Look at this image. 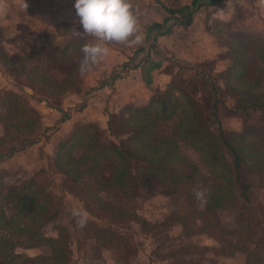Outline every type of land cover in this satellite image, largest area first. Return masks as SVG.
<instances>
[{
    "label": "trees",
    "instance_id": "obj_1",
    "mask_svg": "<svg viewBox=\"0 0 264 264\" xmlns=\"http://www.w3.org/2000/svg\"><path fill=\"white\" fill-rule=\"evenodd\" d=\"M213 1L164 7L160 21L144 26L143 39L151 42L147 49L154 50L157 36L169 33L173 25L187 26L194 12ZM73 25L78 21L60 31L69 34ZM70 34L61 45L27 43L28 51H6L0 46L4 73L18 79L14 90L0 89V162L48 136L44 131L57 130L56 125L69 118L64 111L52 128L42 127L40 115L27 104L31 95L22 90V83H30L33 91L40 92L38 100L53 108L57 106L49 105V99L77 93L81 47L92 41L87 35ZM224 53L228 64L217 75L198 70L197 90H189L190 83H168L143 104L123 107V133L110 125L101 132L92 123H79L54 143L46 168L12 181L5 178L8 170L0 167V264H69L71 245L65 226L54 233L46 229L60 211L69 212L67 200L71 209L82 208L89 214L81 240L92 256L84 262L102 264L109 258L112 264H130L131 250L139 247L126 227L110 220L108 214L120 211L98 193L101 168L107 170L102 188L127 197L143 190L171 194L182 188L184 210L174 222L183 235H193L197 228V235L211 240L208 250L216 257L241 255L245 264H264V206L261 203L259 211L252 196L254 189L264 187V119L260 124L246 120L248 112L264 111V38L235 28L227 36ZM229 115L243 118L238 130L222 128L221 118ZM205 187L211 194L201 208L193 190ZM230 209L234 219L227 226L219 213ZM69 214L72 225L75 221ZM139 231L144 232L142 227ZM180 245L170 249L178 250ZM158 246L159 242L148 252L144 247L147 264L170 260V249L161 255ZM38 247L47 251L22 253Z\"/></svg>",
    "mask_w": 264,
    "mask_h": 264
},
{
    "label": "rangeland",
    "instance_id": "obj_2",
    "mask_svg": "<svg viewBox=\"0 0 264 264\" xmlns=\"http://www.w3.org/2000/svg\"><path fill=\"white\" fill-rule=\"evenodd\" d=\"M242 1L244 3H247L248 0H242ZM222 4H225L223 0H216L205 11V21H203V23H205L204 28L206 30H209L208 33L210 34L211 37V38L209 37L210 39H207L208 37H206V40L205 38L200 40L198 36L201 34L198 33L196 30L192 32L194 40H196V42H198L199 45L204 46V44H207L208 42L211 44L216 42V44L220 47L219 53L217 54V59L206 57L200 60H196L193 63H187L177 60L170 53V56H168L169 58L165 61L162 69L163 73L165 74L164 75L165 81L164 83H162L161 88L155 89L153 93L157 91H161L166 87L168 83H175V82H179L182 85L190 83L188 89L192 91L197 90V86H196L197 80L195 79L197 75H201L198 73L199 69L204 71L210 77H213L215 74L217 75L218 72H220L227 66L228 62L224 58L226 56L224 51H225V43L228 34L231 32V30H235V28H238L240 30H250V29L245 25H243L244 24L243 20L246 17L248 11L247 7L243 8L241 11L239 7V10H237V12L235 11L234 12L235 14L230 16L228 20L220 21L218 15L220 13V10L222 9L221 6ZM172 6L174 7L176 6V4H173ZM150 9L154 10V12H157L155 14L158 19L162 18V16L159 15L160 11H158V9H160V6L153 4L152 8L150 6L146 7V10H150ZM136 15H137V11H136ZM154 17L155 15H153V17L151 16L144 17V19L139 22V26H141V28H144V26L147 25L146 23H148L150 19ZM73 28L80 31V35H85L79 25H73L69 30V34L73 33ZM190 31L192 30H186L184 32L189 33ZM143 33H144V29L141 30L139 27V32L136 35H140L143 37ZM175 33L178 34V32ZM257 33H259L264 38V29L263 31ZM69 34L68 33L66 34L67 36L64 39L63 43H65V41L68 39ZM179 37L185 39V36L182 33L179 34ZM19 38L21 39V37ZM94 39L93 37H91L90 41L94 42L93 41ZM133 39L134 37H132V40ZM11 42L12 41L10 40L7 41V39H4L0 32V46L3 47L6 51L9 49H13V51L16 52L29 50L26 43H25L26 46L24 45V48L22 47L14 48L11 45ZM144 42L147 43V45L148 43H151L145 41L142 38V43ZM166 44L167 43L163 42L164 51H168L165 48ZM129 50L131 52V47L129 48ZM135 58L138 59L137 56ZM221 60H224L226 62V65L219 70V65L221 63ZM123 64L124 66H129L130 64H133V62L131 63V60H129L124 62ZM104 66H105L104 64L100 63L92 67V70H96L97 73L96 75H79L78 85H77L78 87L76 89L77 93H75L74 95L68 94L66 96L60 97L59 99L58 98L49 99L48 101V103L50 102L49 105L51 106L56 105L57 108L45 106L42 103V101L38 100V98L40 97L39 94L40 92L33 91L32 85L30 83H22V90L28 93L29 95H31L30 98L26 97L27 104L30 106L31 109H33L35 112H37L40 115V123L42 127L52 128V126L55 125L58 118L61 117V114L64 111L69 113V115L71 116L77 110L83 108V106H85L87 101L90 98H92L93 95L95 96V90L98 87H101L102 85L111 87L113 81L120 76L118 75L117 72L119 69L117 70L113 69L111 73L107 75H103L106 73L107 70V67ZM151 67L152 66H150V68ZM148 70L149 68H147V71ZM148 73L150 72L149 71L146 72L145 76L149 79L151 78V75ZM17 82L18 79H13L9 75L4 73V70L0 65V89L14 90L16 88L14 83ZM88 82L92 86H88L87 84ZM101 82H103L104 84H100ZM231 100H232L231 98L227 99L226 104L230 105ZM81 103H83V105H81ZM126 105L131 106L130 104H125L123 106H120L115 112H111V113L108 112L106 114V110H105L103 113H100L101 116L96 120V122H102V125L91 121L76 122V123L71 122V124H73L71 128L79 123H92L98 130L104 132L106 131L107 126L110 125L117 133L121 134L124 132V125L120 120V111ZM57 109H61V110L58 111ZM263 119H264V111L262 110L250 111L246 116V120L249 123H254V124H260V122H262ZM242 121H243L242 117H235L229 115V116H223L220 122L222 128L225 131H228L234 129L238 130L242 125ZM61 124L62 122L56 125L57 129L60 127ZM0 131H1V126H0ZM55 131L56 130L52 131L51 133H48L47 130L44 131V133L49 135L46 137H42L38 142L32 144V145H36L35 148L33 147L31 149H28V147H26L27 149L24 150L23 152L24 154L19 156V160H18L19 162L17 160H14L12 162L13 165L18 162V167H14V166L5 167L0 165V167H3L4 169L8 170V174L5 176V178L7 180L10 179L12 181L21 180L23 178L24 179L27 178L29 175H31L33 172L39 169L46 168L47 165L46 162H48L49 158L53 154L54 143L58 140L56 135L54 134ZM75 151H77V149L73 150V152ZM77 153L78 151L75 152L74 155H76ZM22 161L24 162V164L22 163ZM26 164H28V166H25ZM106 171H107L106 168H101L98 172V175L100 177V183H99L100 186H98L99 184L97 185V188L99 190L98 193L102 199L108 201L112 206H114L120 211L119 213L117 212L115 214H111V213L108 214L110 220L114 221L115 223L121 224V226L123 227H126L128 229L127 231L128 235L133 237L134 240L137 242L136 244H138L139 247L137 248L138 250L132 249L129 255L131 261L130 264H137L136 261L139 262V264H147L145 261L146 252L144 251V247L148 252L150 250V247L153 248L157 242H159L158 251L161 253V255L165 251L169 250L170 247H172L171 245L173 246L175 245L174 247H176L178 243H182V245H180V248H178V250L170 249V253H169L170 260L167 263L163 261H157L155 262V264H174V263L196 264L199 261H200L199 264H245L246 261L245 256L243 257L241 255H237L232 258H223L220 256L216 257L215 253L208 250L209 246H212L211 240L208 239L205 240L203 237L197 235V228H195V230L193 231L194 232L193 235L190 236L183 235L180 226L174 222L176 220L175 215H178L184 210L182 188H179L177 191L171 194L158 193L152 190H143L134 196L127 197L118 192H115L114 190L102 188L103 184L101 183L104 180ZM55 179L59 180L60 177L55 176ZM252 196L255 201L254 206H256L258 210L261 211L263 207H259V205L263 203L264 206V187L263 189L261 188L254 189V191L252 192ZM70 203H71L70 200L69 201L67 200L66 209L69 208V212H67V210L60 211L59 215L55 218V220H51L48 223L46 228L47 233H54L58 226L59 227L65 226L69 237L68 241L71 245L70 248L71 257L69 264H86V262H84V259L86 257L91 258L92 256V250L89 249L90 250L89 251L88 248L84 245L83 240H81V237L83 236V233L87 230V228L86 227L82 229L78 228L75 226V222L72 225L68 223L67 215L70 213V209H71ZM195 203L199 205L198 201H196ZM6 211H8L7 207H6ZM219 218L224 225L230 226L232 225L234 219V212L231 209L222 211L219 213ZM141 221H143L145 224L141 225L140 224ZM164 222L167 223L168 225L163 224ZM140 227H142V229L144 230L143 233H140L139 231ZM138 234L140 236H138ZM178 237L181 239L180 242ZM46 251L47 249L45 247H38V248H30L28 250L22 251V253H26L27 255H36V254L39 255V254H44ZM136 252H137V257L135 258L134 256H136ZM107 259L110 260L109 258ZM74 261L75 263H73ZM247 264L250 263L247 261Z\"/></svg>",
    "mask_w": 264,
    "mask_h": 264
},
{
    "label": "crops",
    "instance_id": "obj_3",
    "mask_svg": "<svg viewBox=\"0 0 264 264\" xmlns=\"http://www.w3.org/2000/svg\"><path fill=\"white\" fill-rule=\"evenodd\" d=\"M190 1L191 0H131V3L133 5V11L134 9L135 13L137 11L139 24L146 16L153 17V15H155L148 23L151 21H160L165 16L164 7H173V4H187ZM215 1L216 0L211 2V4ZM24 2L27 5L25 9L21 4V0H4L6 12L0 15L1 35L4 39H7V41H12L11 45L14 48H24V45L26 46L27 43L34 46H41L44 41L53 45H61L67 36L65 32L63 33L60 31L61 28L69 23L77 22L79 19L73 7L74 0H24ZM223 2L225 4L221 5L222 9L218 15L220 21L228 20L230 16L235 14V11L237 12V10H239V7L240 11L247 7L248 11L243 20V25L255 32L263 31L264 6L259 4V0H248L247 3H244L242 0H223ZM153 4L160 6L158 11H160L159 15L162 16L161 19L157 18L155 14L157 12H154V10H146L148 6L152 8ZM211 4L202 6L194 12L187 26L173 25L169 33L157 36L153 41L154 50L147 49V43L145 42H141L138 45L132 43V38L125 44L115 42L106 44V47L109 49L108 54L100 60L97 65L102 63L105 65L104 67H107L106 73L103 75L111 73L113 69H119L117 72L120 76L113 81L111 87H107L106 85L98 87L95 90V96L93 95L83 108L77 110L69 119L63 121L60 127L54 132L57 139H60L68 132L73 125L71 122L91 121L102 125V122H96V120L100 118V113H103L105 110L107 114L108 112H115L120 106L125 104L135 106L143 104L152 95L153 91L161 88L162 83H164L165 74L162 69L170 53L177 60L187 63H193L196 60L206 57L217 59L219 46L216 42L213 44L208 42L202 46L194 40L192 35V32L196 30L201 34L198 36L200 40L203 38L206 40V37H208L207 39L211 38L208 33L209 30L204 28L205 23H203V21H205V11ZM139 27L141 30L144 29L141 28V26ZM186 30L192 31L186 33L184 32ZM175 32H178V34ZM181 33L184 34L185 39L179 37ZM19 37H21V39ZM163 42L167 43L165 48L169 52L163 50ZM130 47L131 52L129 50ZM11 50L13 51V49ZM136 56L138 59L135 58ZM144 57L145 59H143ZM129 60H131L133 64L121 67L124 62ZM225 65L226 62L221 60L219 70ZM150 66L152 67L150 68ZM147 68H149L148 71L150 72L148 74L151 75L149 79L145 76V73L148 72ZM96 74V70L92 69L88 72L80 73V75ZM87 84L88 86H92L89 82ZM35 146L36 145H30L28 149L35 148ZM26 149L27 148L16 152L11 157L0 162V165L5 167H18L19 156L23 155ZM14 160L18 162L13 165L12 162ZM22 163L24 164L23 161ZM25 166H28V164ZM102 264L112 263L106 259L105 261L103 260Z\"/></svg>",
    "mask_w": 264,
    "mask_h": 264
},
{
    "label": "clouds",
    "instance_id": "obj_4",
    "mask_svg": "<svg viewBox=\"0 0 264 264\" xmlns=\"http://www.w3.org/2000/svg\"><path fill=\"white\" fill-rule=\"evenodd\" d=\"M21 4L24 9L27 7L24 0H21ZM259 4L264 6V0H259ZM73 7L83 33L95 38L94 42L81 47L83 57L78 62L79 72H88L99 63L108 54L109 49L106 47L108 43L125 44L132 37H134L132 43L142 42V37L136 35L139 32V24L131 0H74ZM5 12L4 0H0V15ZM73 33L80 36V31L75 28ZM193 194L199 206L203 208L208 203L211 189L207 187L194 189ZM70 216L74 219L76 227L81 229L86 227L89 219L86 210L72 208Z\"/></svg>",
    "mask_w": 264,
    "mask_h": 264
}]
</instances>
